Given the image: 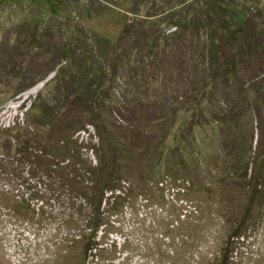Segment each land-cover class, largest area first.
Instances as JSON below:
<instances>
[{"label":"rangeland","instance_id":"rangeland-1","mask_svg":"<svg viewBox=\"0 0 264 264\" xmlns=\"http://www.w3.org/2000/svg\"><path fill=\"white\" fill-rule=\"evenodd\" d=\"M232 2L243 19L262 28L264 0ZM202 3L0 0V131L15 117L24 121L23 111L37 101L63 102L53 128L39 125L38 134L28 111L31 129L19 137L60 150L62 140L70 148L73 139L83 140L87 146L80 150L95 164L90 147L110 149L95 127L103 124L124 151L137 187L123 206L115 201V213L103 214L109 223L97 236L104 248L87 257L82 186L68 183L74 175L83 178L85 158L71 157L69 149L71 158L55 170L54 152L43 149L38 156L0 135V264H219L246 215L242 237L229 243L236 256L228 261L264 264V198L253 195L255 172L264 166V55L250 53L254 73L242 69L236 84L203 80L206 48L200 44L207 32L183 27L166 40L176 31L170 23L193 17ZM127 22L131 27L124 30ZM99 36L111 47L104 51ZM98 44L104 48L96 52ZM64 51L75 64L59 59ZM92 64L100 74L90 71ZM82 74L101 82L99 102L90 107L70 86ZM31 82L37 83L13 96ZM41 129L56 141L46 142ZM105 153L101 179L111 162ZM80 161L84 170L74 173Z\"/></svg>","mask_w":264,"mask_h":264},{"label":"trees","instance_id":"trees-1","mask_svg":"<svg viewBox=\"0 0 264 264\" xmlns=\"http://www.w3.org/2000/svg\"><path fill=\"white\" fill-rule=\"evenodd\" d=\"M241 10V8H236L232 0H203L202 5L198 6L196 8V11L194 10L195 15L193 17L186 18V16L188 15L186 14L185 18H180L170 23V26L175 27L176 31H174L171 35L166 36V40L172 39L173 36L177 35L179 30H181L180 28L183 27H187L190 30H195L197 32L199 30L206 31L207 37L205 41L200 44L201 47L205 46L206 48L205 52L202 53V60L206 63V66H204L203 69L204 74H202V79L207 80V82L212 81L216 83L219 79L222 78V81L225 83L230 82L236 84L237 80L239 79V77H237L239 76L238 73H240L242 69L245 68H248L250 70V67H248L249 65L247 63V59L250 53L252 51L260 50L264 55V42L261 41L264 38L262 37L264 24H262L261 29H258V26L255 27V25L251 22V17L243 19ZM127 27H131V22H127L125 24L124 30H126ZM177 29L179 30L177 31ZM99 37L100 40L103 39L105 48L102 47V45L98 44L94 48L96 52L103 48L105 51L111 47L106 39L101 36ZM228 51L232 52L226 53ZM63 53L64 55H62V57L59 56V59L63 58L68 62L74 63V61L70 57V54H68L67 52L65 53V51L61 53L59 52V54ZM53 70L55 69L53 68L50 71L52 72ZM90 71H94L96 74H100L101 68L96 69L92 64ZM250 73L254 72L250 70ZM47 75L44 77H40L37 80L41 81L45 79ZM95 76L96 75H94L93 79H87L85 78V75L82 74L80 75V80L77 81L76 79L77 84H75L74 87L72 83L70 84L73 90L77 93L78 97H80L79 102L83 105L86 104L85 106L88 107H90L93 100L95 103L99 102L97 98V88L98 86H100L101 82L100 80H97V76L95 79ZM252 78L259 79V77L255 76L254 74ZM188 79L190 78L188 77ZM37 82H31L25 84V86H21L13 96L28 90ZM68 101V99L64 100L65 103H68ZM62 103H60L59 101H53L52 103H41L37 101L36 103H33L30 107H28L26 111H23L25 119H23L24 121H20L18 117H15L13 123L14 125H11L8 128H3L0 131V135L7 136L8 140L17 142L20 141L19 145H23L24 148L26 147L27 151H31L38 156L45 155L43 149L45 151L54 152V159L57 160L58 164L53 167L55 168V170L59 169V163H62L75 155H82L85 158V162L80 161V163H77V166L74 165V173H76L77 169L79 170L81 169V167H83L84 170L83 165H85L84 163H87V165H85L86 169L84 171V175H82L83 178L74 175V178H70L68 180V183L71 188H76L77 190H79L80 185L82 186L79 194L80 198L84 200L83 206L87 210L88 217L85 219V222L87 228L90 231L89 237L86 242L85 253L87 254V257H94L97 256L95 251L100 248H104L101 245L103 243L105 244V242H101L100 240H98L97 236V230L99 229V227L103 224L109 223L102 220L103 214L105 212V214H109L108 212L115 213L113 210L118 209L115 206V201L118 199H122V206L125 204V202L130 201L132 194L137 190V187L135 185L136 182L132 181L131 177L133 175L127 165V157L122 156V153H124V151L121 150V148L116 144L114 138H111L109 134L110 132L107 131L108 128H104L103 124L95 125V127L98 128V130L100 129V140L108 144L110 146V149L107 151H101V149L95 147V145L90 147L96 155L97 163L95 164L91 162L89 163L88 160L90 159L87 153H84L82 152V150H80L81 148H85V146H87V143L83 140L79 142L80 144H77V139H73V148L69 147L70 141L62 140L60 145L62 150H60L59 148L53 149L52 147L54 144H52L51 146H45V144L43 143H36L38 148H40L38 149L35 146H30L29 139L23 140L21 137H19V134H21L23 129L25 132L26 130H28V128L31 129V123L27 124L26 121V117L29 120V112L33 113L34 122L37 123L36 128L32 129L33 131H35L34 134H38L37 127H40L39 125H45V127H47V130L52 129L58 117V108ZM112 109L115 110L114 107H112ZM112 112L113 111H111L110 113L111 117H109V121L115 124L113 121L114 117L112 115ZM263 115L264 114H262V118ZM84 126L85 125H82L81 128L84 129ZM42 131L44 136L46 137L45 141L53 142L54 139H51V136L47 137L46 130L43 129ZM55 141L56 140H54V142ZM69 149L71 157L66 156V154L69 152ZM102 153L108 154V156L109 154L111 155L110 166H107L106 171V174L108 176L107 179H101V175L102 173H104L102 171V161H105L102 158ZM74 179H76V182H74L75 184H73ZM253 180V188L255 190V193L253 195L264 198V166H261L255 172ZM32 195L33 194L29 193L30 198L28 199L30 201L34 199ZM103 201V207H105L106 205L105 209L102 207ZM109 208L111 210H109ZM246 217H248V215H246L242 219V221H240V224L232 231L231 235L229 236V242L226 241L225 244H228L223 249V255L220 258L221 262L219 264H233L229 263L228 260L235 258L236 254H233V251L235 250L230 249L229 243H231L234 238L242 237L241 235L243 234V232L240 231L242 228H245V221L247 220ZM113 221L115 222L116 220H112V222Z\"/></svg>","mask_w":264,"mask_h":264},{"label":"bare ground","instance_id":"bare-ground-1","mask_svg":"<svg viewBox=\"0 0 264 264\" xmlns=\"http://www.w3.org/2000/svg\"><path fill=\"white\" fill-rule=\"evenodd\" d=\"M97 10V9H96ZM130 13V12H129ZM118 14V13H117ZM103 15V14H102ZM80 21V20H79ZM120 24V23H119ZM81 29V28H80ZM133 30V29H132ZM78 31V30H77ZM106 38V37H105ZM116 40V39H115ZM164 41V40H163ZM65 44V43H64ZM113 45V44H112ZM77 57V56H76ZM95 60V59H93ZM91 61V60H90ZM75 64V63H74ZM77 65V64H76ZM90 110V109H89ZM90 115V114H89ZM14 139V138H13ZM19 154V153H18Z\"/></svg>","mask_w":264,"mask_h":264}]
</instances>
